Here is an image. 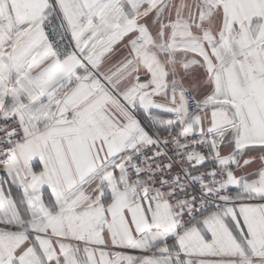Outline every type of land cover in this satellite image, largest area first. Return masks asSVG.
Segmentation results:
<instances>
[{"label": "snow or ice", "instance_id": "1", "mask_svg": "<svg viewBox=\"0 0 264 264\" xmlns=\"http://www.w3.org/2000/svg\"><path fill=\"white\" fill-rule=\"evenodd\" d=\"M0 264H264V0H0Z\"/></svg>", "mask_w": 264, "mask_h": 264}]
</instances>
